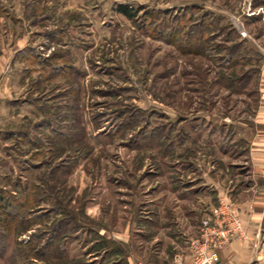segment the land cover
<instances>
[{
  "label": "rangeland",
  "instance_id": "1",
  "mask_svg": "<svg viewBox=\"0 0 264 264\" xmlns=\"http://www.w3.org/2000/svg\"><path fill=\"white\" fill-rule=\"evenodd\" d=\"M4 50L0 264H158L262 204L264 0H0Z\"/></svg>",
  "mask_w": 264,
  "mask_h": 264
},
{
  "label": "crops",
  "instance_id": "2",
  "mask_svg": "<svg viewBox=\"0 0 264 264\" xmlns=\"http://www.w3.org/2000/svg\"><path fill=\"white\" fill-rule=\"evenodd\" d=\"M8 58L6 50L0 52V79L2 73L7 70ZM236 208L239 209L242 219L246 225V237L234 238L230 243L223 247L220 254V262L218 264H260L258 255L262 250L264 244L262 238L264 237V200L262 204L258 203L257 198L242 199L234 202ZM198 234V229L190 228V231L184 232V236L193 238ZM187 236V237H188ZM178 242L175 240L176 246L164 249V259L158 264H176L175 256L178 253L183 254L184 261L182 264H190L191 251L186 241L177 236Z\"/></svg>",
  "mask_w": 264,
  "mask_h": 264
},
{
  "label": "built area",
  "instance_id": "3",
  "mask_svg": "<svg viewBox=\"0 0 264 264\" xmlns=\"http://www.w3.org/2000/svg\"><path fill=\"white\" fill-rule=\"evenodd\" d=\"M218 205L201 220L198 234L189 240L190 264H218L224 246L234 238L246 237L245 222L229 199L220 198ZM183 261V254L178 253L175 263Z\"/></svg>",
  "mask_w": 264,
  "mask_h": 264
},
{
  "label": "trees",
  "instance_id": "4",
  "mask_svg": "<svg viewBox=\"0 0 264 264\" xmlns=\"http://www.w3.org/2000/svg\"><path fill=\"white\" fill-rule=\"evenodd\" d=\"M118 10L120 13H123L124 15H127L129 17H134L136 15V13L133 12L132 10H130V8H128L127 6H120ZM6 199H7V197H5L4 200H6Z\"/></svg>",
  "mask_w": 264,
  "mask_h": 264
}]
</instances>
